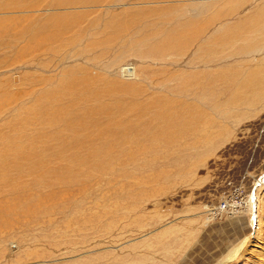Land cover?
Here are the masks:
<instances>
[{
	"label": "rangeland",
	"instance_id": "374dc122",
	"mask_svg": "<svg viewBox=\"0 0 264 264\" xmlns=\"http://www.w3.org/2000/svg\"><path fill=\"white\" fill-rule=\"evenodd\" d=\"M0 166V264H264V0H0Z\"/></svg>",
	"mask_w": 264,
	"mask_h": 264
},
{
	"label": "bare ground",
	"instance_id": "6f19581e",
	"mask_svg": "<svg viewBox=\"0 0 264 264\" xmlns=\"http://www.w3.org/2000/svg\"><path fill=\"white\" fill-rule=\"evenodd\" d=\"M163 43H164V41H163ZM164 46H166V47H170V48H173V47H175L177 44H176V41H175V38H170L169 39V41H166V43L165 44H163ZM159 48V47H158ZM157 50V49H156ZM163 50H164V48H163ZM162 52V51H161ZM92 114H99V112H97V111H92L91 112ZM47 115V114H46ZM77 116V115H76ZM80 116V115H79ZM45 118H47V116H44ZM61 117L62 116H60L59 117V119H61ZM61 120H63V119H61ZM67 124H70V123H67ZM103 124V123H102ZM105 124H110V123H105ZM171 123H166V126H171L170 125ZM87 126H89L88 124H87ZM87 126H85V127H87ZM92 126H94V127H98L99 126V123H93V125ZM86 129V128H85ZM80 130V129H79ZM123 130V129H122ZM121 130V131H122ZM101 131H104L106 134H107V136L105 137V138H114V139H116L115 137H122L119 133H117V132H115L114 130H113V128H112V125L111 126H109V127H107V128H104V130L102 129ZM89 132V129H86L85 131H84V133L85 134H87ZM124 132H126V130H123V132L122 133H124ZM90 133V132H89ZM84 135V134H83ZM77 136V135H76ZM105 138H102V137H99V139H105ZM74 141V140H73ZM101 142V141H100ZM67 144H68V142H67ZM74 144V143H73ZM71 146V145H70ZM111 146V145H110ZM112 147V146H111ZM113 148V147H112ZM109 152V151H108ZM57 153V152H56ZM57 156V155H56ZM29 163V162H28ZM86 164H83V165H94V166H96V163L94 164V163H92V162H90V163H87V162H85ZM40 164H42V162H40L39 164H37V165H39L40 166V168L41 169H43L44 167L42 166V165H40ZM44 164V163H43ZM35 165V164H34ZM38 166V167H39ZM0 167H3V166H0ZM4 167H5V165H4ZM3 167V168H4ZM7 167V166H6ZM46 167V166H45ZM3 168H1V170L3 169ZM32 168V167H31ZM37 166H34L32 169H28L27 171L28 172H34V171H36L37 169ZM26 170V169H25ZM40 170V169H39ZM44 170V169H43ZM26 171V172H27ZM41 171V170H40ZM5 172V171H4ZM7 172V171H6ZM27 172V173H28ZM1 173V172H0ZM66 173V172H65ZM2 174V173H1ZM4 175V174H3ZM85 175H86V173H85ZM76 176H77V174H76ZM3 177V176H2ZM61 177V176H60ZM63 177V176H62ZM71 177V176H70ZM78 177V176H77ZM80 177V176H79ZM85 177V176H84ZM4 178V177H3ZM85 178H87V179H93V177H92V175H90V174H87L86 175V177ZM76 179H78V178H76ZM77 180H75V182H76ZM71 183H74V181H73V178H72V180H71ZM263 183V182H262Z\"/></svg>",
	"mask_w": 264,
	"mask_h": 264
}]
</instances>
